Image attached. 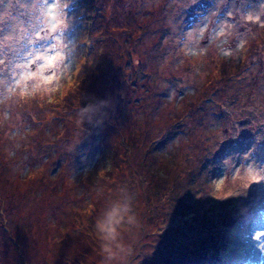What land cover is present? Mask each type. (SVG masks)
Instances as JSON below:
<instances>
[{"label":"rangeland","instance_id":"obj_1","mask_svg":"<svg viewBox=\"0 0 264 264\" xmlns=\"http://www.w3.org/2000/svg\"><path fill=\"white\" fill-rule=\"evenodd\" d=\"M196 15L188 0H0V264H104L102 244L164 264L163 198L195 176L210 225L236 218L216 264H264V3Z\"/></svg>","mask_w":264,"mask_h":264},{"label":"trees","instance_id":"obj_2","mask_svg":"<svg viewBox=\"0 0 264 264\" xmlns=\"http://www.w3.org/2000/svg\"><path fill=\"white\" fill-rule=\"evenodd\" d=\"M181 174V173H180ZM196 176L193 178L189 190L172 194L169 190L163 198L164 202L172 204L176 210V219L162 224L164 234L169 239L170 252L164 259V264H216L221 261V252L227 244L226 233L230 226L236 223V218L228 222L213 221V227L207 219V212H201L197 201ZM165 195V194H164ZM170 201V202H169ZM202 218L201 221H199ZM172 230L170 234L167 231ZM207 234V235H206ZM225 237V238H224Z\"/></svg>","mask_w":264,"mask_h":264},{"label":"snow or ice","instance_id":"obj_3","mask_svg":"<svg viewBox=\"0 0 264 264\" xmlns=\"http://www.w3.org/2000/svg\"><path fill=\"white\" fill-rule=\"evenodd\" d=\"M23 0H17V3H22ZM45 4H55L56 0H44ZM189 4H190V11L193 14L194 18H198V16L196 15V9L198 8H202L205 6V0H188ZM235 4L238 6V12L240 13H245L247 12L248 8H250L252 6V0H234ZM261 3H264V0H261ZM67 6V5H66ZM232 13H229V15H231ZM249 19H251V17H248ZM0 23H2V17H0ZM191 25H189L190 27ZM65 48L68 49L67 53H66V59L62 62L65 65H69V62L72 59V52H71V45L70 44H66ZM55 50V49H53ZM70 67H74V64H70ZM11 67V66H9ZM49 69L52 70L53 72L55 71V69L52 67V65H49ZM53 78L52 76H49L47 78V82L48 83H52Z\"/></svg>","mask_w":264,"mask_h":264},{"label":"clouds","instance_id":"obj_4","mask_svg":"<svg viewBox=\"0 0 264 264\" xmlns=\"http://www.w3.org/2000/svg\"><path fill=\"white\" fill-rule=\"evenodd\" d=\"M111 228V225L109 226ZM107 233L105 239L115 241L117 238V233L110 231L109 229H101ZM130 247H125L120 244L116 245V250L112 247L102 244L101 245V255L104 260V264H112V261H117L118 264H125L126 253L130 252Z\"/></svg>","mask_w":264,"mask_h":264},{"label":"bare ground","instance_id":"obj_5","mask_svg":"<svg viewBox=\"0 0 264 264\" xmlns=\"http://www.w3.org/2000/svg\"><path fill=\"white\" fill-rule=\"evenodd\" d=\"M227 76V75H226Z\"/></svg>","mask_w":264,"mask_h":264}]
</instances>
